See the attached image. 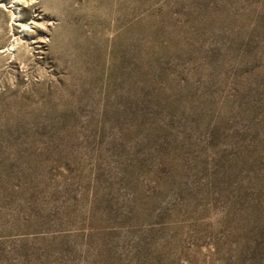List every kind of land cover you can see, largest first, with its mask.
Wrapping results in <instances>:
<instances>
[{"label":"rangeland","instance_id":"374dc122","mask_svg":"<svg viewBox=\"0 0 264 264\" xmlns=\"http://www.w3.org/2000/svg\"><path fill=\"white\" fill-rule=\"evenodd\" d=\"M0 264H264V0H0Z\"/></svg>","mask_w":264,"mask_h":264}]
</instances>
